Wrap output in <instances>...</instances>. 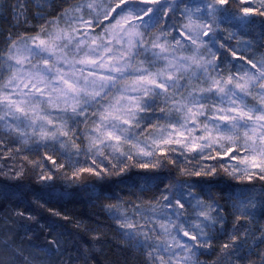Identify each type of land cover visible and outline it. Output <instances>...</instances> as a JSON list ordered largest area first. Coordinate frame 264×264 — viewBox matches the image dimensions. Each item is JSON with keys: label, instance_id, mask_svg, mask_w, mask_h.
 <instances>
[{"label": "snow or ice", "instance_id": "snow-or-ice-1", "mask_svg": "<svg viewBox=\"0 0 264 264\" xmlns=\"http://www.w3.org/2000/svg\"><path fill=\"white\" fill-rule=\"evenodd\" d=\"M52 2L0 4L17 29L37 9L0 46V147L39 155L37 201H104L141 264H199L218 239L221 264H264V0H67L49 19ZM23 176L0 169V212L27 235ZM11 231L0 264H90L75 237Z\"/></svg>", "mask_w": 264, "mask_h": 264}, {"label": "trees", "instance_id": "trees-1", "mask_svg": "<svg viewBox=\"0 0 264 264\" xmlns=\"http://www.w3.org/2000/svg\"><path fill=\"white\" fill-rule=\"evenodd\" d=\"M5 2L7 0H0V4ZM68 6L67 0H53L51 7L45 8L44 11L48 18L51 19L57 15L58 10ZM36 11L37 9L33 5L28 16V24L25 25L21 21L17 29L12 27V25L16 24L13 17L5 8L0 7V46H3L4 33L15 34L17 30L20 33H24L26 28L38 27L37 21L32 19V15ZM4 149L7 150L5 151ZM0 152H2L0 169L8 172L10 169L15 170L22 167L24 176L21 177L20 183L26 186L30 193H36L35 196H29L31 203L25 202V206L35 216V221H28V225L33 228V231L27 235L24 234L25 226L19 222L18 218L13 216L9 220L5 216V213L12 215L19 210L16 208L15 203L11 201L6 203L4 212H0V231L4 230L5 225L13 229L9 235L16 240L18 247L30 248V238L33 243L43 245L50 238L49 232L51 231V238L63 233V238L69 240V246H71L70 238L75 237L76 240H79L91 255L90 264H141L142 257L123 246L124 241L103 207L104 201L93 202L86 195H74L63 198L44 196L43 199L37 201V197L41 195L42 186L37 183L39 169H35L32 162L39 160V155L35 152H28L25 145H18L8 141H5L4 145L0 147ZM133 171L138 170L134 169ZM9 183L15 184L17 182L9 181ZM56 183L57 189L62 191L65 186L62 180L58 179ZM261 186V182L256 183L257 188ZM119 194L123 195V192ZM221 203L226 208L230 207L226 199H222ZM231 222V217H229V223ZM261 225H264V221H261L260 225L252 226V230L256 232L257 236L259 235L257 229ZM37 235L40 236V239H36ZM255 238L253 237V239ZM222 242L220 239L215 242V250H201V254L197 257L201 264H221L219 245ZM55 259L52 258V261H49L45 258L44 264H53ZM77 264H82V261H78Z\"/></svg>", "mask_w": 264, "mask_h": 264}, {"label": "rangeland", "instance_id": "rangeland-1", "mask_svg": "<svg viewBox=\"0 0 264 264\" xmlns=\"http://www.w3.org/2000/svg\"><path fill=\"white\" fill-rule=\"evenodd\" d=\"M177 24H179V20H177ZM97 31H99V29H97ZM258 27H257V32H258ZM234 43V42H233ZM253 51H256V52H260V51H264V49H259V48H254ZM199 261V264H201L200 260Z\"/></svg>", "mask_w": 264, "mask_h": 264}]
</instances>
